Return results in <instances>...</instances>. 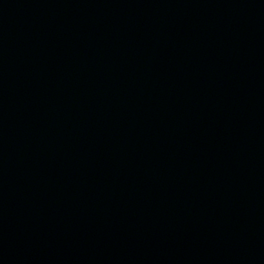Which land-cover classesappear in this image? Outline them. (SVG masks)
<instances>
[{
    "label": "water",
    "instance_id": "obj_1",
    "mask_svg": "<svg viewBox=\"0 0 264 264\" xmlns=\"http://www.w3.org/2000/svg\"><path fill=\"white\" fill-rule=\"evenodd\" d=\"M0 264H264V0H0Z\"/></svg>",
    "mask_w": 264,
    "mask_h": 264
}]
</instances>
